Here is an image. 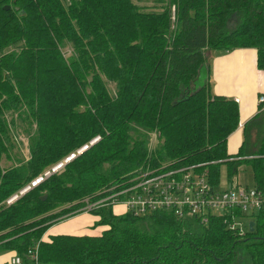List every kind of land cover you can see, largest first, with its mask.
I'll use <instances>...</instances> for the list:
<instances>
[{"label":"trees","instance_id":"1","mask_svg":"<svg viewBox=\"0 0 264 264\" xmlns=\"http://www.w3.org/2000/svg\"><path fill=\"white\" fill-rule=\"evenodd\" d=\"M152 1L0 0V252L23 264H264V208L244 214L255 226L240 234L228 211L202 222L170 209L116 215L108 204L91 210L108 226L100 235L43 239L84 199L162 164L205 171L213 188L223 167L233 185L243 165L252 182L244 187L264 190V108L229 154L239 105L210 82L213 52L252 48L264 70V0ZM19 123L30 158L2 167ZM95 136L62 172L5 204Z\"/></svg>","mask_w":264,"mask_h":264},{"label":"built area","instance_id":"2","mask_svg":"<svg viewBox=\"0 0 264 264\" xmlns=\"http://www.w3.org/2000/svg\"><path fill=\"white\" fill-rule=\"evenodd\" d=\"M257 103L264 108V86L258 93ZM100 140V136H95L88 143L65 156L62 160L51 165L41 174L12 194L5 201L10 205L17 201L27 192L37 187L43 181L54 174L62 172L65 166L81 155L88 148ZM169 170L168 172L159 173ZM129 185L121 190L114 191L115 187L107 191L110 194L97 201L84 199L85 205L80 208L81 212H90L92 209L102 205L121 203L123 195V205L135 215L148 213L158 209H170L176 215L197 216L202 222L208 220L210 213H223L228 211L231 214L232 229H238L243 234L244 225L241 218L244 214H253L264 208V190L255 187H239L238 184H229L226 189L218 190L211 187L207 182L205 171L197 172L192 167L163 168L160 171L147 170L129 179ZM107 197V198H106ZM239 211L240 214L236 213ZM80 212V213H81ZM36 261L37 256L29 251ZM10 264H23L19 255H12L9 259Z\"/></svg>","mask_w":264,"mask_h":264},{"label":"crops","instance_id":"3","mask_svg":"<svg viewBox=\"0 0 264 264\" xmlns=\"http://www.w3.org/2000/svg\"><path fill=\"white\" fill-rule=\"evenodd\" d=\"M210 60L211 89L215 94L234 98L239 105V125L229 135L227 151L234 154L243 139V125L259 110L257 94L264 86V70L256 67V51L241 48L225 52H213ZM123 214V205L115 206ZM98 216L81 212L70 218L60 220L48 227L43 235L48 240L51 235H100L107 228L96 225ZM12 252H0V264H10Z\"/></svg>","mask_w":264,"mask_h":264},{"label":"rangeland","instance_id":"4","mask_svg":"<svg viewBox=\"0 0 264 264\" xmlns=\"http://www.w3.org/2000/svg\"><path fill=\"white\" fill-rule=\"evenodd\" d=\"M134 1L136 3H138L139 5H141V4L153 5V3H154L152 0H148V1L134 0ZM62 51H63L65 56H68L70 54V52H71V48H70L69 45H65L62 48ZM212 56L213 55H210V59H211ZM107 85H108L109 89L113 88L112 83H108ZM23 127H24L23 123H19V125H17L16 135L14 136V139H13L14 147L11 150V159H6L4 156H2V159H1L2 167H7V166H10L11 164H16L18 161L26 162V160H28L30 158V149L28 147L29 146V144H28L29 142H28L27 134L25 132H22ZM157 143H158V140H157L156 135H152L151 138H150V146H151V148H154ZM165 166H166V164H162V166L159 169H156V170L160 171L163 168H165ZM169 170H171V169H168V170H165V171H161L159 173L161 174V173H164V172H168ZM225 171H226L225 167H223L221 169V173H220L219 187L217 188L218 190L226 189L228 187V185H229L228 182H227V179H226V172ZM234 177L236 179V184H238L239 187H243L244 185H251L252 184V182H251V171L250 170H246L243 167V165L239 167V170H238L237 174L234 175ZM120 202L121 203H118L116 205L110 204L113 213L116 214V215H121V214H118V213H120V211L117 208L114 209V207L115 206H119V205H123L124 204L123 203V198L120 199ZM123 209H124L123 213H125L126 211H129V210H127L128 208L125 207L124 205H123ZM79 213H76L74 215H77ZM87 213L90 214V215L96 216L91 211L87 212ZM74 215H72V216H74ZM188 216H191V215H188ZM67 218H70V217H67ZM250 218L251 217H247V218L241 219L245 228L247 227V224H248V221L250 220ZM98 220H99V216H98ZM96 225H98V224H96ZM107 228H108V226H107Z\"/></svg>","mask_w":264,"mask_h":264},{"label":"water","instance_id":"5","mask_svg":"<svg viewBox=\"0 0 264 264\" xmlns=\"http://www.w3.org/2000/svg\"><path fill=\"white\" fill-rule=\"evenodd\" d=\"M4 8H5V9H8V6H5ZM45 198H46V196L43 195V196H42V199L44 200ZM254 226H255V222H254L253 220H250V221L248 222V230H249V231H253V230H254Z\"/></svg>","mask_w":264,"mask_h":264}]
</instances>
